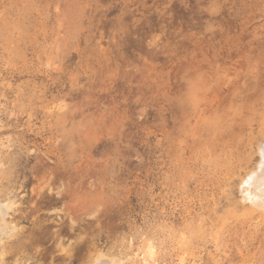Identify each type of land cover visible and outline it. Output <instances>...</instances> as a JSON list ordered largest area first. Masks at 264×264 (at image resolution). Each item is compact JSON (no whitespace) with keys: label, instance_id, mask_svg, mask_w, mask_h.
I'll use <instances>...</instances> for the list:
<instances>
[{"label":"rangeland","instance_id":"374dc122","mask_svg":"<svg viewBox=\"0 0 264 264\" xmlns=\"http://www.w3.org/2000/svg\"><path fill=\"white\" fill-rule=\"evenodd\" d=\"M263 142L264 0H0V264H264Z\"/></svg>","mask_w":264,"mask_h":264},{"label":"bare ground","instance_id":"6f19581e","mask_svg":"<svg viewBox=\"0 0 264 264\" xmlns=\"http://www.w3.org/2000/svg\"><path fill=\"white\" fill-rule=\"evenodd\" d=\"M263 146H264V142H263ZM261 149V148H260ZM259 150V149H258ZM260 153V152H259ZM262 162H263V166H262V170L259 173L258 171H254L252 172V175H249L250 177H248V179L246 181L241 182L243 184V187L245 188V192H243V195L245 193L244 198L249 199L250 201L254 202L255 204H257L258 206L256 207H260L262 208V210L264 209V148L262 149ZM261 162V163H262ZM260 163V162H259ZM259 165V164H258ZM257 165V167H258ZM257 169V168H255ZM252 171V170H251ZM249 172V171H248ZM251 174V173H250ZM247 178V177H246ZM243 180V179H242ZM245 200V199H244ZM3 205V204H2ZM251 205V204H250ZM11 206V205H10ZM1 207V206H0ZM5 209L8 210V207ZM12 210V207H11ZM3 215V214H2ZM2 217V216H1ZM3 227V226H1ZM6 228V227H5ZM2 228H0L1 230ZM7 231V229H6ZM7 233V232H6ZM9 233V232H8ZM102 258V257H101ZM99 259V258H98ZM100 260V259H99ZM96 264H115L114 262L111 261H96Z\"/></svg>","mask_w":264,"mask_h":264}]
</instances>
